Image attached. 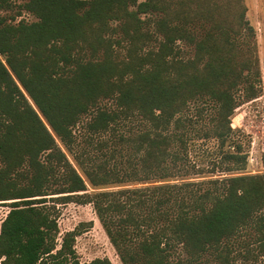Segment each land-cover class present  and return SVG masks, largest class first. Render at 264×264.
<instances>
[{"label": "trees", "instance_id": "16d2710c", "mask_svg": "<svg viewBox=\"0 0 264 264\" xmlns=\"http://www.w3.org/2000/svg\"><path fill=\"white\" fill-rule=\"evenodd\" d=\"M14 9L0 264H111L79 260L76 229L58 244L68 202L92 205L122 264H264V172H247L231 126L261 90L244 0H0Z\"/></svg>", "mask_w": 264, "mask_h": 264}, {"label": "rangeland", "instance_id": "374dc122", "mask_svg": "<svg viewBox=\"0 0 264 264\" xmlns=\"http://www.w3.org/2000/svg\"><path fill=\"white\" fill-rule=\"evenodd\" d=\"M246 6V18L255 29L259 66L261 72L260 93L253 100L242 103L235 111L231 119V126L239 128L236 133L241 141L243 150L247 153V172H264V0H244ZM19 11H2L0 15L10 18ZM15 21L23 19L31 22L36 18L29 12L20 11ZM200 142V141H199ZM205 143L202 149L195 152L194 159L202 158L203 152L210 151L214 147L213 140L201 141ZM200 146V148H201ZM209 168V167H208ZM8 201H0V223L9 210ZM59 233L58 244L62 236L69 230L76 229L74 248L81 261H90L96 257H107L111 264H122L114 247L109 241L101 223L99 222L91 204H79L68 202L59 205L58 216ZM239 256V255H238ZM240 257V256H239ZM262 260V258H258ZM237 259L235 264H243ZM214 264V262H212Z\"/></svg>", "mask_w": 264, "mask_h": 264}]
</instances>
